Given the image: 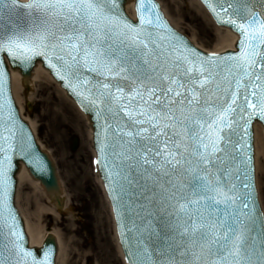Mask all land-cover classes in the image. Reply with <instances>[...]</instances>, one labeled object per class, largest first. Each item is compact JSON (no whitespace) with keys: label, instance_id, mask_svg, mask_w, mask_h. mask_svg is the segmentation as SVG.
I'll return each mask as SVG.
<instances>
[{"label":"snow or ice","instance_id":"snow-or-ice-1","mask_svg":"<svg viewBox=\"0 0 264 264\" xmlns=\"http://www.w3.org/2000/svg\"><path fill=\"white\" fill-rule=\"evenodd\" d=\"M205 2L238 30L237 54H197L153 0H138V24L118 0H0V264H51L24 247L9 203L12 154L24 151V137L5 95V54L44 57L78 96L123 113L111 141L105 125L97 163L107 166L106 150L119 146L112 155L133 161L159 196V219L129 252L132 264H264L251 154V121L264 118V0Z\"/></svg>","mask_w":264,"mask_h":264},{"label":"rangeland","instance_id":"rangeland-1","mask_svg":"<svg viewBox=\"0 0 264 264\" xmlns=\"http://www.w3.org/2000/svg\"><path fill=\"white\" fill-rule=\"evenodd\" d=\"M169 22L179 31L185 33L195 44L204 48H213L216 43L214 24L203 16L197 15L189 8L181 7L190 0H158ZM27 83V82H26ZM24 84V93L20 96L23 114L33 122L37 140L51 154L63 187V192L71 197L70 208L62 210L63 225L71 219L72 228H78L75 236L79 252L74 255L71 264H125L118 250V241L111 207L98 179L94 162L91 136L87 132L81 137L76 131H65L53 125L51 119H41V105L32 100V86ZM66 110L67 115L71 112ZM27 120V121H28ZM88 131V130H87ZM258 188V185H257ZM28 189L20 190L16 206L22 215L25 207V194ZM259 200L264 210V182L259 183ZM44 203L49 205L47 200ZM56 204V202L54 201ZM62 208V206H60ZM56 218L51 213H44L41 224L54 226ZM63 225L56 226L61 234L63 245L71 239V234H65ZM83 244V245H80ZM76 248V246H73ZM55 264H58L57 258Z\"/></svg>","mask_w":264,"mask_h":264},{"label":"water","instance_id":"water-1","mask_svg":"<svg viewBox=\"0 0 264 264\" xmlns=\"http://www.w3.org/2000/svg\"><path fill=\"white\" fill-rule=\"evenodd\" d=\"M134 1H135V9L137 12V17H138L137 22H133L126 15L124 11V3L127 2L126 0H118V5H119L120 10L130 20V22L134 24H138L139 22L138 0H134ZM201 1L210 10L205 0H201ZM153 2L156 3L154 0ZM18 3L22 4L26 2L18 0ZM213 3H215V0H213ZM211 13L214 16V18L218 21L219 19L213 14L212 11ZM15 18L16 17L14 15L13 19ZM163 20L165 21L164 18ZM218 22H220V20ZM168 27L174 33H176L181 38V40L185 44H187L189 48L194 49L195 52L201 56L208 57V55L204 54L203 52L195 48L185 36L174 31L169 25ZM232 28L236 30L234 27ZM236 31L238 32V30ZM240 38L241 37H239L236 43V51L227 49L226 52L223 51L224 53L219 54L217 56L223 57V56L237 54L239 52L238 44H239ZM3 59H4V70L6 72L5 95L11 100L12 107L14 109V112L17 118V127L19 129L20 126H22V133L24 137V141H23L24 151L17 150V151H14L12 154V168L8 173L9 203L15 214L17 226L19 230L23 233L24 247L34 252L37 258L39 259H43L45 254L47 253L51 261V264H53L54 256L56 252V242H55L54 236L51 234H48L45 240L43 241L42 246L39 248L28 247L27 239L22 229V222L20 218L18 217L16 210L13 207V194H14L15 183H16L15 173L18 169V165L20 161L24 162L26 168L28 169L30 174L35 179L40 180L41 184L44 186L47 193L54 195L56 197L58 204H60V200L57 197L58 193L60 192V186L58 182L56 168L51 158L45 151L39 148L38 144L36 143L35 139L33 138L28 128L27 123L24 122V120H22L20 116L18 115L17 109L15 107V104L11 96V91H10V79H9L10 76H9L8 64L12 68H19L22 75L27 78L30 76L31 69L33 65L35 64L36 60L40 59L43 61L44 65L50 69L54 77L61 82V85L67 90L68 94L71 95L76 100L80 108L90 115V119L92 121V126H93V142H94V148L97 153V161L100 160V147H101V144L104 142L105 125L107 124L110 126L108 131H109V137L111 141L112 139H114L113 130L116 128L118 121L124 124H126L127 121H126V118H124L122 112L120 114V117L114 118L112 114L107 111L106 107L102 108L101 105L99 104L93 105L89 103L88 100L78 96L72 89H70L67 86L64 80H62L59 76L56 75L55 70L51 68V66L48 64V62L45 60L44 57L38 56V57H35L30 62H22L19 60L13 61L11 57L5 54L3 56ZM55 62L56 61L54 60L53 63ZM34 67H36V64ZM85 76H87L93 81H95L96 79L95 74L88 73L87 71H85ZM104 82L112 83L113 81L111 79H106ZM125 90L127 91L128 89H125ZM82 100H83V103L81 102ZM255 118L260 119L262 123L264 124V118H260L259 116H254L253 119ZM240 134L241 136H243L242 130ZM19 135H20V132L18 131V136ZM125 139L127 138L125 137ZM253 146H254V140H253ZM106 151H107V157H108L107 166H105V164L103 163H97L98 170L103 180L107 195L113 206V210H114L115 217H116V223H117V231H118V236L121 242V246L129 261V264H132V261L136 257L134 255L129 256V252H132V253L137 252L138 248L141 247L139 241L145 240L146 243L148 242L145 239L148 235V226L151 223L153 227H155L156 225L154 223V220L159 219V214L157 211L159 205L154 204V201H157L159 199V196L153 195V193L157 192L158 189H156L153 186V182L151 179H145L144 172L138 169L136 167V164L133 161H129V160L122 161L112 155L113 151L117 153L121 151L119 146H117L115 149L108 148ZM251 154H252V126H251ZM136 159L139 160L140 158L137 157ZM149 159H152L151 152L149 153ZM113 164H115L116 167H113ZM129 165H131V171H129V168H128ZM144 167L148 168L150 172L152 171L151 165H145ZM117 171L120 172V176H116L114 174ZM254 171H255V159H254ZM154 174L155 173H153V175ZM126 175L128 176L129 179L134 180V183L131 186L128 184V181L123 178ZM252 175H253V186H254L253 167H252ZM110 185H111V190H110ZM255 192L256 191H255V186H254V199H255L256 206L258 210L260 211L258 207ZM149 213H152V216H149L148 215ZM146 217L147 219H145ZM153 239H155V237H153Z\"/></svg>","mask_w":264,"mask_h":264},{"label":"bare ground","instance_id":"bare-ground-1","mask_svg":"<svg viewBox=\"0 0 264 264\" xmlns=\"http://www.w3.org/2000/svg\"><path fill=\"white\" fill-rule=\"evenodd\" d=\"M133 7L134 0H127V2H125V9L132 17H134ZM181 7L186 9L189 8L191 12L193 11L194 13H197V15L203 16L204 19L210 23L214 22L208 10L203 6L200 0H190L188 4H184L183 2L180 8ZM213 24L216 33L215 46L208 49L203 46L200 47L207 50L206 52L211 53H220L226 51L227 49L234 50V43L237 39V35L227 27L219 26L215 23ZM27 81L28 85L32 86V100L39 102L41 105V119H51L54 126H57L59 129L61 128V130L63 128L67 132L74 130L81 137L85 135V132H87L89 137L91 136L92 126L89 121V116L77 107L73 98L67 95L64 88L54 79L50 72L42 66L39 60L36 62V67H33L30 78ZM24 82L25 80L21 76L20 72L17 69H12L11 89L21 111L23 110V105L20 104V96L24 93ZM65 108L71 112L70 115H67ZM25 119L28 120L26 117ZM28 122L34 131L35 128L33 122L31 120H28ZM253 140L255 176L259 189V183L261 181L264 182V126H262L259 121H255L253 124ZM40 144L43 148L44 145L42 143ZM19 164L20 165L16 174L17 190L15 197L16 200L19 198L20 190H22V188L30 190V193L27 192L24 196L25 207L22 213L29 245L31 247L38 248L41 246L44 237L47 234H51L55 236L57 240L56 258L58 264H71L74 255H82L78 248V243L80 242L75 237L78 235L79 229L72 228V223L75 222L74 219H71L68 224L63 225L64 221L61 216L64 208H70L71 197L67 196V194L63 192L62 187L60 198L61 201H63V205L62 208L58 207L54 203V199L45 192L40 182L32 178L24 164H22V162ZM44 200H47L49 205L44 203ZM44 213H51L58 218L55 221L54 226L45 228V226L41 224V221L44 219ZM61 225H63L62 229L65 230V234H71V239L69 238L66 240V246L63 245L60 231L56 227ZM73 246H76V248ZM118 250L123 259L119 243Z\"/></svg>","mask_w":264,"mask_h":264}]
</instances>
